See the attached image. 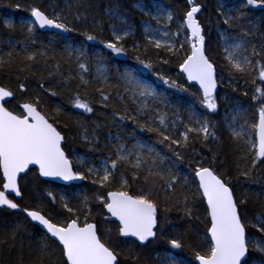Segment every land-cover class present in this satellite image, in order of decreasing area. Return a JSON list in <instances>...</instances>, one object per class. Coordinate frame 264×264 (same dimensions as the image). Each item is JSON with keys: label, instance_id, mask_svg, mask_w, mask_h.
I'll return each instance as SVG.
<instances>
[{"label": "snow or ice", "instance_id": "1", "mask_svg": "<svg viewBox=\"0 0 264 264\" xmlns=\"http://www.w3.org/2000/svg\"><path fill=\"white\" fill-rule=\"evenodd\" d=\"M75 3V10L69 0L59 11L58 5L50 4V13L40 6L26 5L30 19L19 25L5 20L3 28L7 35L0 32V49L7 50L0 56V72H15V79L20 81L15 89L0 85V208L23 213L29 223L41 228L34 264H43L45 259L48 264H122L124 248V259H136V248L160 237H166L172 250L192 248L197 264H264V195L254 196L259 204L256 208L250 206L247 192L237 194L241 178L259 183L258 173L264 169V33L245 26L248 12L264 10V0H235L231 5L219 0L215 16L203 21L201 16L207 11L205 0H184L179 17L160 0H149V4L136 0L135 7L150 18L142 25L146 44L134 43L131 48L140 68L117 69L115 82L107 67L99 62L92 79L85 77L90 73V65L83 45L74 48L65 44V62L75 63L77 68L67 75L61 71L56 56L49 55L48 45L40 44L37 49L39 30L51 29L55 31L48 33L49 45L62 39L61 34L79 32L85 41L98 42L115 57L128 56L124 41L134 34L133 26L118 3L105 8L108 19L115 21L110 25L111 39L107 40L103 38V21L81 11L88 0ZM15 7L22 5L16 3ZM213 29L225 61L222 65L210 55L208 41ZM149 46L154 50L151 53ZM41 61L48 69L46 77L41 74V80L59 79L47 86L39 83L41 92L27 97L31 85L26 81L29 75L39 72L34 66ZM154 64L173 65L190 84L198 86L192 95L203 111L193 105L184 109L182 115L179 108L167 103L153 84L142 77L141 69L148 70L169 89L185 93L189 89L154 71ZM72 80L77 84L69 97L71 107L80 110L81 115L106 118L93 119L91 125L79 119L74 121L76 136L89 146V151L100 149L102 127L117 129L115 133L108 132L104 143L107 155L99 165L77 156L80 167H74L68 155V141L76 137L58 128L56 119L50 120L39 108L48 96L59 95L58 90L72 91ZM225 83L232 92H242L244 96L249 95L248 86H252L253 119L239 110L235 97L219 93ZM93 84L98 105L95 108L87 91ZM18 92L25 95L23 100L17 99ZM221 101L230 105L223 116L229 138L226 145L220 139L219 122L209 118V114H220ZM13 102L19 110L7 106ZM161 104L167 111L161 109ZM108 109L111 112L105 111ZM55 112L63 114L64 109L56 105ZM127 122L135 126L131 131H127ZM137 132L152 136L145 140ZM209 141L218 149L227 148L232 171L219 152L202 156L196 149L195 144L203 148ZM186 155L189 174H182L178 166ZM32 166L38 172L37 179L44 178L45 183L58 180L64 185L60 192L51 187L37 190L39 201L30 208L21 204L26 194L21 181L33 172ZM74 182L91 184L92 197ZM133 185L138 191H131ZM93 198L100 205L95 213L90 206ZM198 206L204 207L203 235L197 231V240L192 241L166 235L165 223H171L169 212H182L179 219L191 222L200 219L194 215ZM112 223L116 224L120 241L117 244L110 243L111 235L101 234V225ZM18 231L19 226L13 230V241ZM57 251L59 257L55 255ZM161 264L185 262L168 252Z\"/></svg>", "mask_w": 264, "mask_h": 264}, {"label": "trees", "instance_id": "2", "mask_svg": "<svg viewBox=\"0 0 264 264\" xmlns=\"http://www.w3.org/2000/svg\"><path fill=\"white\" fill-rule=\"evenodd\" d=\"M40 3L37 4V6H40L44 8V5L47 4H53L58 5L56 10H60L61 8H65L66 3L69 2V0H0V32H3L5 35H7V29L3 28V24L1 23V17L3 12H10L12 16L16 19L20 15H23L21 13V8L17 9L15 7L16 3L24 5H36V2ZM73 3V10L77 7L75 0H71ZM167 4H169L175 12L179 16H182L183 14V7H184V0H166ZM35 3V4H34ZM119 5V8L121 10H126L127 15L133 20V23L135 25V32L133 36L128 37L124 43L126 47L129 49L128 56L132 58V65L136 66L137 68H140L138 64H136L133 53L131 52L129 46L130 44L133 45L134 42L138 41L142 45L146 44V41L143 38V35L140 30L139 25V19L143 18L142 15L138 14L132 7H131V0H88V4L81 7V11H88L89 13H92L96 15L99 19L103 21V38L104 39H111L110 33L108 30V25L106 23L105 17H104V11L107 5L109 4H117ZM207 11L204 13L203 16H201V20H205L209 16L214 17L217 5L215 4L214 0H205ZM46 8V7H45ZM44 8V9H45ZM264 14V10L262 9H253L250 12H248L247 17L245 19V26L246 27H252L253 30H258L261 33H264V17L262 15ZM78 28L83 30V27L81 25H77ZM71 37L74 38H82L84 37L79 34V32H73V33H66ZM17 37L19 36V31L17 30L16 34ZM39 40L37 44V49H39L40 44L48 45V53L49 55H55L56 59L61 64V71L67 75V72L70 70L69 67L72 69L71 66H69L68 63L65 62L66 55L63 50V46L61 43H56L55 46L52 44L49 45V35L47 32H38ZM209 48H210V55L212 56L213 60L217 62L218 65H222L225 63L223 60V54L219 49V43L216 35L215 29H213L211 33V38L208 41ZM94 45L100 46L98 42H93ZM103 48V46L101 45ZM7 51L6 49H3ZM107 50V49H106ZM154 50L149 46V52H153ZM108 53H110L107 50ZM6 52H4L5 55ZM163 55V53H161ZM3 56V55H2ZM115 57V56H114ZM124 57H115V60H124ZM36 69H39V72L36 75H29L28 80L26 81L31 86L27 90V97H32L36 93L41 92L39 89V83L43 82L45 86H47L49 83H55L58 81V77L56 80L49 81L47 79L41 80V74H43L45 77L47 76L48 69L44 67L43 62L41 61L40 64H37L34 66ZM154 71L165 75L166 77L172 78L173 75H175V79L178 82H182L185 87L189 89L187 93L185 92H177L174 89H169L166 85V91L169 95H177L182 100V106L184 103L189 102L192 105H195L197 109H199V105L196 103V97L192 95V93L196 92V86L188 84L183 75L179 73V70L177 67L173 65H166V64H154ZM142 77L147 78L151 80L152 82H155L158 84L160 82L162 85V81H159L155 76H152L148 70L141 69ZM112 79L113 82H115V77L113 75ZM92 77H90L89 80H91ZM20 81H17L15 79V72H0V85L8 86L13 89L16 88L17 84ZM71 89L72 91H69L67 89L63 91H59V95L55 97H50L44 101L41 102L39 105L40 110L43 114L49 117L50 120L56 119L57 121V127L60 128L64 132H68L74 137L75 139H71L68 141V155L70 156L72 148H75L77 151L83 152L86 155L92 157V158H103L105 155H107V149L104 148V144L106 142V132L113 130V128L108 127H102L99 132V137L101 140V146L98 151H89V146L84 143L82 140L76 136V133L78 132L77 127L74 124L75 118L77 115H79V120L91 125L92 120H100L103 121L106 118L104 116H90L89 114H80V110L73 109L71 107V104L69 102V97L73 94L75 91V86L77 84L76 80L70 81ZM160 84V85H161ZM251 86V85H249ZM96 85L93 84L88 88L89 93V99L93 101V107H98V105L95 103V89ZM218 91H224L228 95L238 96L240 99L249 102L250 104L253 103L251 99H247L246 96H242L240 93H234L232 92L231 88L224 85L218 89ZM44 96H47V93H42ZM25 98L24 94L17 93V99L23 100ZM60 105L64 109L63 114H58L55 112V106ZM8 107H16L18 109V105H15V102L13 104L7 105ZM117 108H120V104H116ZM181 110V108H179ZM200 111H203L202 109H199ZM108 112H111V109L105 110ZM219 115H213L209 114V118L212 120H215L219 122V135L222 144H228L229 138L228 133L224 130V124L223 119L221 115V107L219 108ZM254 112V109H253ZM182 115H184L183 111L181 110ZM169 116H171V112L169 113ZM108 123H111L108 121ZM67 125V127H65ZM135 126L131 124V122H127L126 128L127 131H131L132 128ZM113 132V131H112ZM137 135L144 139H149L152 134L144 132L139 133L137 132ZM158 148L160 146H157ZM196 149L201 153L202 156H211L213 153L219 152L221 156H224L227 160V163L229 164V171H232L231 167V157L228 155V150L226 147L217 148V146L209 141L207 147H201L200 144H195ZM211 149L212 151L209 152L208 149ZM188 160L189 156L186 155L185 161L183 163L179 164L180 173L182 174H189L188 173ZM258 179L259 183H250L248 181H244L243 178H241V181L237 184L238 189V195L244 192H247L250 196V206L251 207H259V204L254 201V196L257 195L256 190L264 192V169H261L258 173ZM234 183H236L234 181ZM81 185H85L87 187L86 194L92 197L91 189L93 186L91 184H88L86 182H83ZM62 187L60 185H56L53 183H45L40 178L37 179V171L33 169V172H30L25 176V178L21 181V187L25 190V197L23 201H21L22 206L27 207H35L39 201V198L36 195L37 190H43L47 187ZM132 192L138 191L137 187L133 185ZM93 208V211L100 208V205L97 204L94 200V198L91 201V205ZM45 212H48L49 209L47 207L44 208ZM66 215V214H65ZM169 219L171 220V223H165V233L167 236H183L185 240H197L196 232L199 231L201 235L204 234L205 228H204V207L198 206V210L194 215H199L200 219L189 222L187 220L179 219L183 215L182 212H178L176 210H172L168 214ZM99 220L100 217H97ZM19 226V231L16 233L15 241L11 239L13 230ZM111 229V232L108 233L107 229ZM101 234L102 235H111L112 239L110 243L117 244L119 243V238L116 236V224H107L101 225ZM42 235V231L33 223H29V220L26 218L25 215L22 214H16L11 211H8L6 209H0V264H34L33 257L37 256V241L39 236ZM6 241V242H5ZM203 250V249H201ZM172 252L179 258H185L188 260H194L193 255V249L190 247H185L182 250H172L168 246L166 242V237H160L154 242L148 244L145 247H139L135 249V252L138 254V258L133 259H124L125 255H127V248H124L121 251V259L122 264H158L156 253L160 252ZM56 257H59V252L57 251L55 253ZM43 264H48L47 259L43 261Z\"/></svg>", "mask_w": 264, "mask_h": 264}, {"label": "rangeland", "instance_id": "3", "mask_svg": "<svg viewBox=\"0 0 264 264\" xmlns=\"http://www.w3.org/2000/svg\"><path fill=\"white\" fill-rule=\"evenodd\" d=\"M40 2L41 1L36 2V5L38 3H40ZM160 2L163 3V4H165V5L170 6L169 4H167L166 0H160ZM214 2L217 5L218 2H219V0H214ZM225 2L231 5V4H233L235 2V0H225ZM135 3H136V0H131V4L130 5H131V7L138 14H140V15L143 16V18H140L139 19V25H140L141 33H142L143 38H144V32H143V26L142 25H143V22L148 21L150 18L147 17V16H144L135 7ZM143 3L149 4V0H143ZM40 4H42V3H40ZM49 5L50 4H47L46 6L44 5V8L46 7L45 10L50 13L52 11V8L49 7ZM24 6H26V5H24ZM24 6H22L21 7V10H20L23 15H20L16 19L12 16V14L10 12H3L4 14H2V17H1V23L4 24V21L5 20H10L13 23H16L17 25H19L21 22H27L30 19V17H29V13L25 10V7ZM119 10L126 15L127 19L132 24V26H133V33H134L135 32V25L133 23V20L127 15L126 10H121L120 8H119ZM57 11H59V10H57ZM262 15L264 17V14L263 13H262ZM177 16H178V14H177ZM104 17H105L106 23L108 25V30H109L110 37H111L112 36V32H111L110 25L113 24V23H115V21L109 20L108 17H107V15L105 14V11H104ZM152 24L155 26V22L154 21H152ZM117 26L119 27V25H117ZM174 27H175V25H173V28ZM47 33H51V32H47ZM61 36H62V39L61 38H57L55 40V42L52 43L53 46H55L56 43H61V45L63 46L62 48L64 50L65 44H67V45H69L71 47H74V48H80L83 45L84 50L88 54V57H89L88 63L90 65V73L89 74H85V77L87 79H90V77H92V75L95 74V71H96L95 66H96L97 62H99L102 66H106L107 69H108V71H109V75L110 76L113 75L114 77H115V73H116V70L117 69H119L120 71H123L126 67H130V68H134V69L137 68L136 66H134V65L131 64L133 62L131 57H124L123 58L124 60H115L114 59L115 57L111 53H108L106 49L102 48L101 47V44H100V46H96V45L93 44V42L85 41L82 38H74V37L69 36L66 33L61 34ZM48 38H49V40L51 39L50 36ZM49 40H48V42H49ZM134 43L141 44L138 41H136ZM132 46L133 45L130 44V46H129L130 50H131ZM4 52H6V51L3 50V49H0V56L4 55ZM120 58H122V56ZM69 66L72 67V69L70 67H69V69L71 71H73V73H75L77 71V68H76L75 63H71V64H69ZM145 79L147 80V82L152 83L153 86L156 88V90L159 93H161L164 98H166V102L167 103H170L172 105H175L177 108H181V110L183 111V113H184V109L193 106L189 102L184 103L183 106H182V100H181V98L179 96H177V95H169L167 93V91H166L165 85H162L160 82H158V84H157V83L152 82L151 80H149L147 78H145ZM172 79H175V75L172 76ZM225 85L228 86L226 83H225ZM251 87L252 86H248V88H249V95L246 96L247 99H251V95H252V93H251ZM219 93L224 94L225 92L224 91H220ZM239 93L242 96H244L242 94V92H239ZM228 96L230 98H232V97H235L236 98V100L238 101V104L240 105V109L239 110L240 111H246L248 113V119L249 120H251V119L254 118L253 117V107H252V104L253 103L250 104L249 102L240 99L238 96H233V95H228ZM128 104H129V109L131 110L132 109L131 101H128ZM160 107H161L162 110L167 111V109L164 108L163 104H161ZM220 107H221V115H222V119H223L224 113H225L226 109H228L230 107V105L225 104L224 102L221 101L220 102ZM79 117L80 116L77 115L76 118H75V120L79 119ZM184 118H185V120L187 119L186 115L184 116ZM111 131H113V133H115L117 131V129L116 128H113V130H111ZM108 132H106V137L108 135ZM145 140H147V139H145ZM131 142L134 143L135 141H131ZM102 145H104V144L102 143ZM73 153H75V155H73ZM77 156H79L81 158H85L87 160H90V161L96 163L97 165H99L100 161L102 160V158H99V157L92 158V157L86 155L85 153L80 152V151H77L75 148H72L71 154H70L69 158L72 160L74 167H80V165L78 163V160L76 159ZM178 171L179 172L181 171L179 167H178ZM81 186H82V189L85 192H87V187L85 185H81ZM52 189L54 191H56V192H60L62 190V187L54 186V187H52ZM256 192H257V195H264V192H261V191H258V190H256ZM166 253H168V252L166 251V252H163V253H160V252H157L156 253V258H157L158 264H161V258L164 257V255ZM175 257L178 260L185 262V264H196V262L194 260H188V259H185V258H179L176 255H175Z\"/></svg>", "mask_w": 264, "mask_h": 264}, {"label": "water", "instance_id": "4", "mask_svg": "<svg viewBox=\"0 0 264 264\" xmlns=\"http://www.w3.org/2000/svg\"><path fill=\"white\" fill-rule=\"evenodd\" d=\"M39 31H42V32H54L55 30H51V29H46V30H39ZM183 75V74H182ZM185 79V81L188 83V84H190L187 80H186V78H184ZM190 85H193V84H190ZM194 86H196V85H194ZM196 88H198V86H196ZM32 168L33 169H35V166H32ZM36 170V169H35ZM37 171V170H36ZM37 174H38V172H37ZM22 175H24V174H22ZM41 180H43L44 181V178H40ZM50 183H53V184H56V185H60V186H63L64 185V182H62V181H53V182H50ZM74 183H76L77 185H81L83 182H74ZM17 199H19V198H17ZM39 227V226H38ZM40 228V227H39ZM41 229V228H40ZM196 264H197V262H196Z\"/></svg>", "mask_w": 264, "mask_h": 264}, {"label": "flooded vegetation", "instance_id": "5", "mask_svg": "<svg viewBox=\"0 0 264 264\" xmlns=\"http://www.w3.org/2000/svg\"><path fill=\"white\" fill-rule=\"evenodd\" d=\"M0 209H3V208H0ZM6 210H8V209H6ZM8 211H11V212H13V213H16V214H22V215H24L23 213H20V212H17V211H13V210H8ZM38 227V226H37ZM39 228V227H38ZM40 229V228H39ZM41 230V229H40ZM42 231V230H41Z\"/></svg>", "mask_w": 264, "mask_h": 264}]
</instances>
